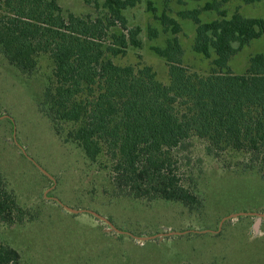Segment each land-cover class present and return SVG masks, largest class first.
<instances>
[{"label": "rangeland", "instance_id": "374dc122", "mask_svg": "<svg viewBox=\"0 0 264 264\" xmlns=\"http://www.w3.org/2000/svg\"><path fill=\"white\" fill-rule=\"evenodd\" d=\"M213 0H140L125 10L130 27L142 28V46L111 56L119 65L153 67L169 84V65L155 47L175 36L160 17L167 13L182 30L183 63L209 74L212 60L194 48L197 23L180 12ZM65 14H99L86 0H58ZM230 18L236 11L264 18V0H229L221 6ZM202 22L222 18L216 10L200 14ZM156 28L157 37H150ZM113 31L120 33L119 27ZM264 53V36L245 45L230 60L244 73L249 59ZM54 62L39 56L36 74L21 73L0 52V176L24 210L23 221H0V242L21 255V264H264V177L249 169L250 155L227 149L220 153L193 136L176 150L185 186L201 204L189 208L177 201L119 195L106 153L89 161L67 134L42 112L39 97L53 76Z\"/></svg>", "mask_w": 264, "mask_h": 264}, {"label": "trees", "instance_id": "16d2710c", "mask_svg": "<svg viewBox=\"0 0 264 264\" xmlns=\"http://www.w3.org/2000/svg\"><path fill=\"white\" fill-rule=\"evenodd\" d=\"M86 1L97 9L95 18L66 15L58 0H0V52L29 76L36 74L41 54L50 56L54 71L39 97L40 108L58 131L72 125L67 139L89 161L106 153L117 194L177 201L189 208L201 204L177 167L176 150L193 136L217 153H248L249 169L264 177V53L252 55L244 73L234 72L229 63L264 36V18L239 11L228 18L221 6L229 0L181 11L197 23L194 50L215 55L212 71L204 75L184 65L176 35L182 27L164 13V30L175 35L165 47L154 48L169 65L170 82L164 84L152 66H123L111 57L125 55L130 45L142 46V28L130 27L125 14L140 0ZM205 10H216L222 18L202 22ZM116 27L120 33L113 31ZM158 35L150 29V37ZM23 216L0 176V221L15 224ZM0 264H21L19 251L0 242Z\"/></svg>", "mask_w": 264, "mask_h": 264}, {"label": "crops", "instance_id": "0c3cea01", "mask_svg": "<svg viewBox=\"0 0 264 264\" xmlns=\"http://www.w3.org/2000/svg\"><path fill=\"white\" fill-rule=\"evenodd\" d=\"M260 230H261V232H259V233L254 230V236H256V237H264V228L260 227Z\"/></svg>", "mask_w": 264, "mask_h": 264}]
</instances>
